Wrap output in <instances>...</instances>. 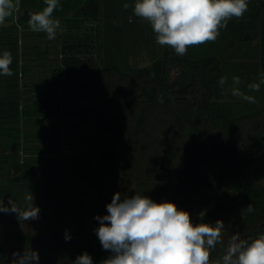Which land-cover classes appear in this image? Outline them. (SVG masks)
I'll use <instances>...</instances> for the list:
<instances>
[{
	"label": "rangeland",
	"instance_id": "obj_1",
	"mask_svg": "<svg viewBox=\"0 0 264 264\" xmlns=\"http://www.w3.org/2000/svg\"><path fill=\"white\" fill-rule=\"evenodd\" d=\"M134 2L135 0H101V17L87 22L83 30L73 35L76 40L81 36V39L91 41L88 34L95 37L88 49L86 46L81 47L78 55L89 57L86 61L93 64L92 72L96 74L87 77L94 80L93 88L100 86L102 89L101 110L124 125L135 123L141 111L147 113L149 125L146 134L133 138H129L121 129L101 134L93 128L98 124L100 113L94 108L96 103L92 101L91 82L65 90V85H68L64 82L65 75H53L56 68L65 64V55L62 53L67 30L63 21H59L56 39L48 40L46 33L33 32L28 24L16 25L23 0H14L16 8L12 17L0 25V55L4 50H8L13 57L9 67L14 74L0 75V79L5 78L7 81L5 92L17 101L25 95V92L20 90L30 84L47 81L52 90L58 91L61 97L71 93L62 99L64 109L77 107V112L83 111L63 116L59 121L44 119L35 122L21 118L20 127L24 137L18 149L14 146L8 147L4 143L6 139L2 126L8 121L0 115V183L7 185L1 194V200L5 205H8L9 199L16 204L26 205L25 194L31 192L34 205L42 206V209L38 219L21 220L22 233L33 237L38 235L39 239L47 240V249L54 247L51 252L42 249L37 240L24 245L18 237L11 238L10 224L1 222L0 248L7 249L11 261L13 252L23 253L25 249H31L39 253V264H73L79 255L67 252L70 241L65 239V231L68 230L70 235L71 231L82 230V233H89L87 238H91V232L95 229V217L98 214L107 215L106 206L111 202L105 197L112 200L117 192L121 194V198L140 193L145 196L148 194V197L154 200H163L154 189L163 179L162 174L165 171L160 162L162 145L171 143L185 147L188 126L196 120H199L197 124L200 129L211 128V124L204 121L206 114L203 113V117H200L198 110L204 94H209V90L193 67L179 65V58L187 57L193 60L198 57H216V60H208L205 70L211 74L221 72L220 76L228 77L229 73L239 76L241 91L246 89L247 83L261 81L259 22L245 28L243 32L234 28L236 23H248L251 20L250 14H253L260 4L258 0H250L248 11L242 18L229 20L227 27L220 29V34L214 42L189 47L184 56L176 55L170 46H160L156 43L150 23L133 14L131 5H134ZM125 3L130 5L128 9L123 7ZM247 32L244 36L246 39L242 41L240 37ZM33 45H40L45 50V60L36 58L31 51ZM167 48L170 52L166 55ZM66 53L68 55L69 52ZM165 57L169 64L167 78L170 85L165 86L163 91L159 88L156 98L147 101L141 87L154 83L148 69L157 59ZM26 63L34 66L33 73L21 72V66ZM184 70H188L193 77L188 86L179 90L183 86L179 80ZM84 87L87 89L83 92L81 90ZM226 87L222 99L217 98V93L209 99H217L218 102L230 99L232 80L226 82ZM43 89L34 88L33 96L42 98L45 95ZM256 93L257 108L262 110L261 89ZM232 100L239 101L240 98L234 96ZM255 117L262 122L264 130V112ZM252 119L238 121L229 133L231 141L244 151L249 149ZM200 129L194 147L196 161L203 172L216 179L222 162L231 158V154L222 146L220 138L213 142H203ZM100 142L118 150L120 158L104 160L100 152ZM91 145L96 149H91ZM257 156L264 160V148L257 150ZM181 159V156H177L173 166L179 168ZM17 161H30L34 166L42 167L40 175L35 179L42 185L30 187V183L9 182V177L21 171L15 164ZM52 165L60 166L65 174L76 172L92 175L88 182L79 180L77 183H69L70 189L65 194L64 189L56 186L53 180L54 173L49 167ZM261 182L264 185V179ZM62 196L68 199L64 201ZM74 199L79 200L77 206H74ZM194 202V216L198 217L201 211L206 212L214 205L215 196L211 190L202 187L195 195ZM223 222L225 233L222 239L226 244L233 234H239L242 239H246L247 232L244 229ZM259 224H264V218ZM94 243H97L96 239ZM0 264L9 263L2 257Z\"/></svg>",
	"mask_w": 264,
	"mask_h": 264
},
{
	"label": "trees",
	"instance_id": "obj_2",
	"mask_svg": "<svg viewBox=\"0 0 264 264\" xmlns=\"http://www.w3.org/2000/svg\"><path fill=\"white\" fill-rule=\"evenodd\" d=\"M259 6L256 11L250 16L252 17L248 23H236L234 28L243 32L245 28L251 27L254 23L259 22L260 30V64L261 71L264 74V0H258ZM60 7L53 12V17L59 21H63L65 29L67 30L66 36H73L74 34L85 27L86 23L99 19L101 17V0H60ZM46 7L44 0H23L20 11L17 15V26L21 24H28L30 14L41 11ZM246 24V25H245ZM233 28V29H234ZM248 32L242 35L241 40L244 41ZM79 35V34H78ZM89 35V34H88ZM90 44L82 43L80 40L72 39L71 41H65L63 44V53L65 55V64L54 70V76L62 77L65 75L64 82L66 84L64 89L76 87L78 85H85L86 82H91L93 100L96 104L94 108L99 110V121L95 125L96 130L101 134L116 131L118 129L124 130L129 138L140 134H146L149 125L148 115L145 111H141L136 118L135 123L131 125L121 124L119 121L110 117L105 111L101 110L100 103L102 101V89L100 86L93 88V81L87 77L93 73L94 67L91 62L86 60L89 57L78 55L81 47ZM88 49V48H87ZM166 55L170 52L167 48ZM31 51L36 55L38 60L46 59V52L40 45L31 46ZM66 52H69L68 55ZM216 57L209 56L207 58H196L190 60L187 57L179 58V65H189L193 67L195 73L201 78V81L206 84L209 90V94H204V99L200 103L198 110L199 116H204V121L211 124V128H199L197 124L199 120L191 122L188 126L186 146L182 147L178 144L164 143L162 145V156L160 158L161 165L165 167V171L162 174L163 179L155 186V191L163 198L162 201L173 202L178 209L189 212L191 220L194 224L197 223H209L215 224L217 220H222L231 223L232 225L253 230V228L264 218V185L261 182L264 179V160H260L257 156V150L264 148V130L262 122L254 116L261 115L264 112V84H261V103L262 110L257 108V102L252 104L240 97L239 101H233L231 94L230 99L222 100L218 102L216 99L210 100L209 98L214 93H217V98L222 99L224 96V90L219 85L220 73L211 74L206 71L205 67L208 60H216ZM171 60L172 57H171ZM175 61V60H174ZM165 57L164 59H157L154 64L148 69L154 80L153 84L142 85L141 89L146 96L147 101H152L156 98L158 89L163 91L165 86L170 85L168 81L169 64ZM115 65V64H114ZM114 65H112L114 67ZM235 65V63H233ZM232 65V66H233ZM14 67V66H13ZM235 68V67H233ZM33 67L30 64H23L21 66V72L32 71ZM106 69V68H105ZM231 71V70H230ZM228 71V72H230ZM17 72V71H16ZM234 74L229 73L227 82L231 80ZM190 72L184 70L179 83L183 85L179 90H182L185 86H188L191 82ZM85 78V79H84ZM81 79H84L80 81ZM6 79H0V115L2 117H10L7 124H3V132L5 135L6 146H14L18 149L21 145L23 136L22 129L20 127V119H52L60 118V116H69L72 114L82 113L77 112V107L63 108L62 99L67 98L71 93L63 95H51L42 99H33L24 104H20V101L11 102V104L5 105L3 102L4 93L6 88ZM249 85L248 83L246 84ZM90 87V85H89ZM87 87H84L81 91H86ZM241 89V88H240ZM247 95L256 97V92H251L246 89L242 90ZM246 118H253L251 120L252 132L249 136V149L244 151L239 145L233 143L230 139L231 128L240 120ZM4 119V120H5ZM7 121V120H5ZM3 121V122H5ZM193 121V120H191ZM10 123V124H9ZM201 130L203 142L215 141L217 138L221 139L222 146L227 149L231 158L225 159L217 173L216 179H213L208 174L203 172L196 161L194 154V147L196 146L197 132ZM91 149H96L94 145H91ZM100 152L104 160L111 159L117 160L121 154L118 150L108 147L105 142H100ZM177 156H181V165L176 168L174 161ZM20 168V173L8 178L9 182L25 184L30 183V187H38L39 182L35 180L40 175V170L43 169L40 166H34L30 161L15 162ZM54 173L53 180L61 189H64V193L69 191V183H77L76 181H87L91 173L78 174L71 172L65 174L60 166H49ZM254 172V174H253ZM29 181V182H28ZM88 182V181H87ZM47 186V185H44ZM208 188L215 196L214 205L207 210L203 220L200 216H194L195 202L194 197L198 191L202 188ZM7 188L5 183H0V200L1 194ZM150 193V192H149ZM148 196V194H146ZM63 200H67L66 196H62ZM111 202V199L106 198ZM154 200V199H153ZM159 203L162 201L154 200ZM79 203L78 199H74V206ZM252 204L254 207L253 212L247 211V206ZM21 208L26 207L23 203H18ZM40 210L42 206H39ZM97 216H103L98 214ZM5 222L10 224L11 238L18 237L24 245H28L32 241L37 240L42 249L51 250L54 247L48 248L47 240H41L40 237L23 234L21 230V220L17 218L16 214L0 213V223ZM99 227V221L95 219V229ZM95 229L91 232L92 237L87 238V234L82 233V230H75L70 232V244L68 245L67 252L69 254L75 253L81 255L87 252L93 259V264H101V262L109 257L111 253L105 251L96 235ZM264 232V226L262 227ZM254 234V233H253ZM97 243H94V240ZM255 239V238H254ZM4 261L9 260L7 255V249L0 248ZM226 250V244H218L214 250H211V256H217L221 258ZM56 263V262H55ZM57 264V263H56Z\"/></svg>",
	"mask_w": 264,
	"mask_h": 264
},
{
	"label": "clouds",
	"instance_id": "obj_3",
	"mask_svg": "<svg viewBox=\"0 0 264 264\" xmlns=\"http://www.w3.org/2000/svg\"><path fill=\"white\" fill-rule=\"evenodd\" d=\"M250 0H135L133 14L150 23L155 33V41L160 46H170L176 55L184 56L188 48L214 42L220 29L226 28L232 18L240 19L248 11ZM46 7L30 14L28 25L33 32L46 33L48 40L56 39L60 27L53 12L60 7L59 0H44ZM128 9L130 5H123ZM16 8L14 0H0V25L12 17ZM131 22V17L129 18ZM13 57L4 50L0 55V75L12 76L10 69ZM221 76V88L227 82ZM231 95L248 103H256V98L241 91L239 76L233 75ZM264 84V74L260 83L249 84L251 92L260 91ZM26 207L21 208L12 199L8 205L0 200V213L16 214L19 220L39 218L40 209L33 203L31 192L25 194ZM107 215L96 216L99 227L95 229L102 248L111 255L101 264H210V252L218 244L224 243L225 224L217 220L215 224H194L187 211L178 209L171 201L155 202L148 196L136 193L121 198L115 193L107 204ZM255 209L247 206L248 212ZM201 211V220L205 216ZM65 239L69 240L68 230ZM10 264H39V253L25 249L23 253L13 252ZM2 260V257H0ZM73 264H93L92 257L84 252L77 256ZM211 264H264V234L249 241L239 234H233L227 241L226 250L219 260Z\"/></svg>",
	"mask_w": 264,
	"mask_h": 264
},
{
	"label": "crops",
	"instance_id": "obj_4",
	"mask_svg": "<svg viewBox=\"0 0 264 264\" xmlns=\"http://www.w3.org/2000/svg\"><path fill=\"white\" fill-rule=\"evenodd\" d=\"M59 3H61L60 2V0H59ZM80 36V35H79ZM88 36V38L90 37V40L91 41H88V40H86L85 38H82L81 39V36L79 37V40H80V42H82V43H89V44H91V43H93L94 41H93V39H95V37L93 36V34H89V35H87ZM72 39H75L73 36H66V41H71ZM91 47V46H90ZM80 52V51H79ZM63 55H64V53H62ZM62 55V56H63ZM27 64H29V63H27ZM31 66H32V64H30ZM33 67V69H32V71H28V72H26V74H29V73H33V71L35 70V68H34V66H32ZM49 82H47V81H42V82H38V83H35V84H30V85H28V86H26L25 88H24V90H20L21 92H25V95L23 94L22 95V98H20V99H17V101H20V104H24L25 102H29V101H31V100H33V99H42V98H44V97H47V96H51V95H59L60 96V94H59V92L58 91H53L52 90V86H50L49 84H48ZM40 87H43L44 89L42 90V91H44V96L42 97V98H36L35 96H33V89L34 88H36V89H40ZM21 89V88H20ZM10 94H8V93H4V99H3V102L5 103V105H7V104H11V102H17L16 101V99L15 98H13L12 97V95L11 96H9ZM25 98H24V97ZM14 97H16V95L14 96ZM85 115V114H84ZM63 116H60V118H52V119H45L46 121H59L61 118H62ZM9 118L10 117H6V119L5 120H9ZM27 120H33V121H35V122H40V121H44V119L42 120V119H34V118H31V119H27ZM20 121H21V119H20ZM22 129V128H21Z\"/></svg>",
	"mask_w": 264,
	"mask_h": 264
},
{
	"label": "flooded vegetation",
	"instance_id": "obj_5",
	"mask_svg": "<svg viewBox=\"0 0 264 264\" xmlns=\"http://www.w3.org/2000/svg\"><path fill=\"white\" fill-rule=\"evenodd\" d=\"M262 220H260V222H261ZM259 222V223H260ZM257 224L254 228H253V230H254V232L252 231V230H247V229H244L247 233V235H246V240H249V241H251V240H253L254 238H257L259 235H261V234H264V232L262 231V227L264 226V224ZM254 233V234H253ZM224 244H226L225 242H224ZM227 245V244H226ZM220 258H218L217 256H211L210 255V264H211V262H213V261H215V260H219Z\"/></svg>",
	"mask_w": 264,
	"mask_h": 264
}]
</instances>
